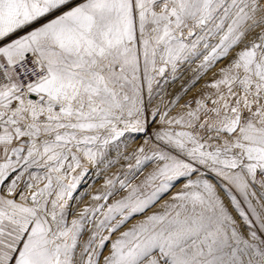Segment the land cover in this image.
Returning <instances> with one entry per match:
<instances>
[{
  "label": "snow or ice",
  "instance_id": "obj_1",
  "mask_svg": "<svg viewBox=\"0 0 264 264\" xmlns=\"http://www.w3.org/2000/svg\"><path fill=\"white\" fill-rule=\"evenodd\" d=\"M0 264H264V0H0Z\"/></svg>",
  "mask_w": 264,
  "mask_h": 264
},
{
  "label": "rangeland",
  "instance_id": "obj_2",
  "mask_svg": "<svg viewBox=\"0 0 264 264\" xmlns=\"http://www.w3.org/2000/svg\"><path fill=\"white\" fill-rule=\"evenodd\" d=\"M197 87H199V86H197ZM179 89V84H176L175 86H173V89L172 90H178ZM92 180H93V178L91 177V176H89L88 178H87V182H86V187H87V185H91V188H89L88 190H94L96 187H98L99 186V181H96L94 184L92 183ZM221 195H223V193H221ZM167 198V197H166ZM225 203L227 204L228 203V201H227V198H225ZM229 208H230V210H232L231 209V206L229 205ZM233 215H236V213L233 211ZM237 219L239 220V217L237 216ZM134 222V221H133Z\"/></svg>",
  "mask_w": 264,
  "mask_h": 264
}]
</instances>
